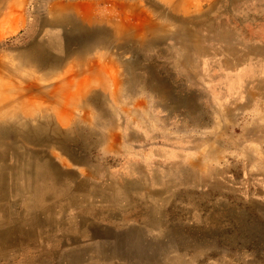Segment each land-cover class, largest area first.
Instances as JSON below:
<instances>
[{
    "label": "rangeland",
    "instance_id": "rangeland-1",
    "mask_svg": "<svg viewBox=\"0 0 264 264\" xmlns=\"http://www.w3.org/2000/svg\"><path fill=\"white\" fill-rule=\"evenodd\" d=\"M263 54L264 0H0V264H264Z\"/></svg>",
    "mask_w": 264,
    "mask_h": 264
},
{
    "label": "bare ground",
    "instance_id": "bare-ground-1",
    "mask_svg": "<svg viewBox=\"0 0 264 264\" xmlns=\"http://www.w3.org/2000/svg\"><path fill=\"white\" fill-rule=\"evenodd\" d=\"M68 5V4H67ZM83 6V5H82ZM88 6V5H87ZM55 7L57 8V9H59L60 8V4H57V5H55ZM67 7V6H66ZM91 7V6H90ZM130 7V6H129ZM81 8V7H80ZM83 8V7H82ZM91 9V8H90ZM62 9H60L59 11H61ZM59 11H56L55 13H59ZM58 15V14H57ZM95 16V15H94ZM57 19V18H56ZM70 19V18H69ZM72 20V19H71ZM74 20V19H73ZM49 21V20H48ZM155 21V20H154ZM153 21V22H154ZM63 22V21H62ZM65 22V21H64ZM71 22H73V21H71ZM156 23V22H155ZM70 24V23H69ZM51 26V25H50ZM43 28V27H42ZM123 28V27H122ZM122 30V29H121ZM46 31V30H45ZM144 31V30H143ZM142 36H143V34H142ZM40 38V37H39ZM44 39V38H43ZM64 40V39H63ZM35 42V41H34ZM39 42V41H38ZM43 44V43H42ZM41 45V44H40ZM251 46V45H250ZM52 48V47H51ZM33 49V50H32ZM72 49V48H71ZM51 50V49H50ZM41 51V48L37 45V46H33V47H31L30 48V51L28 50V51H23L22 53H20V58H21V60H22V63H26V64H29V63H40V64H44V65H46L45 63H47L46 62V59L45 58H43V55H40L39 54V52ZM42 52V51H41ZM66 53V52H65ZM54 54V53H53ZM52 54V55H53ZM253 55H254V53H252ZM227 55V54H226ZM256 55V54H255ZM264 55V54H263ZM18 57V56H17ZM239 57V56H238ZM252 57V56H251ZM259 57V56H258ZM262 58V57H261ZM230 59V58H229ZM55 61H57V63L58 64H60L61 62H62V58H55L54 59ZM231 60V59H230ZM236 60V59H235ZM262 60V59H261ZM64 61V60H63ZM206 61V60H205ZM244 61V60H243ZM253 61V60H252ZM242 62V61H241ZM240 62V63H241ZM17 63V62H16ZM20 63V62H19ZM243 64V63H242ZM260 65V64H259ZM1 67V69H3V68H6V66L3 64L2 66H0ZM12 71V70H11ZM237 72V71H236ZM264 73V72H263ZM8 75H12V74H8ZM13 76V75H12ZM1 77V76H0ZM14 78H16V77H14ZM14 78H7L6 77V81H16ZM184 78V77H183ZM255 79V78H254ZM216 80V79H215ZM230 80H232V79H230ZM264 80V79H263ZM5 82V81H4ZM237 82V81H236ZM252 82V81H251ZM6 83V82H5ZM224 83V82H223ZM238 83V82H237ZM39 86V85H38ZM37 85H35V84H30L29 82L27 83V82H23V81H17V82H15V83H13L12 84V86H11V88H12V92H7V91H5L0 97V104L2 105V106H5L6 104H10V103H13V102H10V101H16V102H18L19 100H22V102H21V107H23V106H25V105H27V107L29 106V105H31V103H33V99H32V97H31V95H32V93L33 94H36V97L37 98H39V99H43V94L42 93H44L45 91H43V90H41V89H37V87H38ZM225 86V85H224ZM39 88H41V87H39ZM62 88V86H55L54 88H53V90H55V89H57V90H59V89H61ZM36 89L38 90V91H36ZM35 90V91H34ZM253 90V89H252ZM0 91H3V86H2V90H1V87H0ZM34 91V92H33ZM36 92V93H35ZM50 95V94H49ZM247 95V94H246ZM249 95V94H248ZM45 96V95H44ZM53 96V95H52ZM51 96V97H52ZM67 96L68 97H71L72 98V93H71V90H69L68 91V93H67ZM256 96V95H255ZM260 96V95H259ZM35 97V98H36ZM34 98V99H35ZM36 100V99H35ZM51 101H54V100H51ZM10 102V103H9ZM35 103V102H34ZM64 103V102H63ZM68 103H69V100H68ZM65 104V103H64ZM0 105V106H1ZM63 105V104H62ZM17 106H19V105H17ZM64 106V105H63ZM12 107V106H11ZM15 107V106H14ZM1 108V107H0ZM13 108V107H12ZM8 109H10V107H8ZM64 109H66V107H64ZM63 109V110H64ZM68 109V108H67ZM65 112V111H64ZM2 112H0V114H1ZM72 114V113H71ZM5 120V119H4ZM24 127V126H23ZM23 127H19V126H13V125H9V123H7V122H4V121H2L1 119H0V135H2V134H5V133H9V132H11V133H19V134H22V135H25V136H28V132H29V130L28 129H26V128H23ZM44 127H43V125L42 126H40V128H39V130L40 131H42V129H43ZM39 130H37L36 129V131H38L39 132ZM262 132H264V131H262ZM9 145V144H8ZM17 147V146H16ZM5 154V153H4ZM21 157V156H20ZM1 158V157H0ZM18 159V158H17ZM21 159V158H20ZM24 160V159H23ZM43 161V160H42ZM41 161V162H42ZM20 163V162H19ZM9 164V163H8ZM14 164V163H13ZM17 164V163H16ZM10 165V164H9ZM14 166V165H13ZM41 166V165H40ZM4 168H5V166H4ZM6 169V168H5ZM28 173V172H27ZM42 173V172H41ZM30 175H31V172H30ZM42 175V174H41ZM26 177V176H25ZM31 177V176H30ZM32 177H33V175H32ZM49 177H50V175H49ZM54 177V176H53ZM48 178V177H47ZM8 179V178H7ZM39 179H40V177H39ZM69 179V178H68ZM42 180V179H41ZM48 180V179H47ZM60 180V179H59ZM3 181V180H2ZM31 181V180H30ZM46 181V180H45ZM54 181V180H53ZM62 182V181H61ZM8 183H9V181H8ZM66 183V182H65ZM3 185H4V181H3V183H2ZM2 185V186H3ZM58 185H59V183H58ZM63 185V184H62ZM68 185V184H67ZM0 186H1V184H0ZM25 186V185H24ZM78 186H79V184H78ZM31 187H32V185H31ZM40 187V186H39ZM64 187V186H63ZM17 188V187H16ZM65 188V187H64ZM68 188V187H67ZM22 189H23V187H22ZM26 189V188H25ZM43 189V188H42ZM66 189V188H65ZM75 189V188H74ZM18 190V189H17ZM69 190V189H68ZM75 190H78V189H75ZM20 191V190H19ZM61 191V190H60ZM71 191V190H70ZM5 191H3L2 190V187H0V195H2L3 193H4ZM16 192V191H15ZM43 192H44V190H43ZM45 193V192H44ZM70 193V192H69ZM29 194V193H28ZM46 194V193H45ZM75 194H77V193H75ZM12 195V194H11ZM18 195V194H17ZM4 196H5V194H4ZM11 197V196H10ZM65 198V197H64ZM15 199V198H14ZM45 199V198H44ZM56 200V199H55ZM11 201V200H10ZM61 201V200H60ZM53 202V201H52ZM49 204V203H48ZM51 204V203H50ZM58 205H60V204H58ZM8 208V207H7ZM59 208H60V206H59ZM48 210V209H47ZM55 211V210H54ZM42 212V211H41ZM49 216H50V214H48ZM51 217H52V215H51ZM43 218V217H42ZM50 218V217H49ZM54 218V217H53ZM55 219V218H54ZM43 220V219H42ZM50 220V219H49ZM40 227V226H39ZM18 230V229H17ZM11 231V229H8V230H6V232H10ZM27 232V231H26ZM18 233V232H17ZM39 234H41V233H39ZM46 235H47V233H46ZM103 243V242H102ZM138 244V243H137ZM136 244V245H137ZM103 245V244H102ZM140 246V245H139ZM109 247V246H108ZM138 247V246H137ZM8 248V247H7ZM102 248V247H101ZM102 250V249H101ZM110 250V249H109ZM12 251V250H11ZM105 251V250H104ZM107 251V250H106ZM105 251V252H106ZM139 251V250H138ZM147 251V250H146ZM148 252V251H147ZM76 253V252H75ZM81 253V252H80ZM83 253V252H82ZM81 253V254H82ZM108 253V252H107ZM143 253H144V251H143ZM143 253H141V255L143 254ZM151 253V252H150ZM77 254H79V253H77ZM106 254V253H105ZM70 256H71V253H70ZM73 257H74V255H73ZM72 258V257H71ZM73 259V258H72ZM72 259H71V261H72ZM77 259V258H76ZM78 260V259H77ZM146 260V259H145ZM75 261V260H74ZM119 262V261H118ZM141 262V261H140ZM73 263V262H72ZM117 263V262H116ZM70 264H71V262H70Z\"/></svg>",
    "mask_w": 264,
    "mask_h": 264
}]
</instances>
